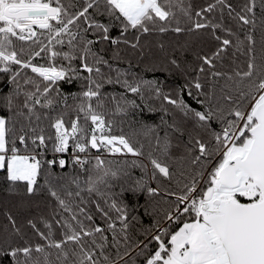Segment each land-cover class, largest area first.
<instances>
[{"label": "snow or ice", "instance_id": "6c2138e0", "mask_svg": "<svg viewBox=\"0 0 264 264\" xmlns=\"http://www.w3.org/2000/svg\"><path fill=\"white\" fill-rule=\"evenodd\" d=\"M0 74V264H264V0H0Z\"/></svg>", "mask_w": 264, "mask_h": 264}, {"label": "trees", "instance_id": "16d2710c", "mask_svg": "<svg viewBox=\"0 0 264 264\" xmlns=\"http://www.w3.org/2000/svg\"><path fill=\"white\" fill-rule=\"evenodd\" d=\"M240 2L243 3V0H240ZM256 11H257V13H259V7H257ZM113 34H115V32ZM174 36H175V34H171L170 36H165L164 39L167 41V40L173 38ZM186 38H187V34H184V35L181 36V40L186 39ZM191 58H192L191 55H189V59H191ZM240 59L242 60L243 58L241 57ZM121 66L122 67H126L127 65L124 64V65H121ZM135 70L136 71H140L139 68H137ZM2 75L3 74H0V76H2ZM155 75H160V74L156 73ZM145 76H146V78H152L153 73H146ZM65 88L67 90L68 86H65ZM7 90L8 89H7L6 83L3 82L2 80H0V92H7ZM72 90H75V89L73 88ZM186 99H187V97H186ZM69 102L71 103V101H69ZM193 106H195V105H193ZM61 155L63 156V158L68 159V156L66 154H61ZM51 157H52V153L48 152L46 158L50 159ZM55 171L59 172V171H61V169L58 166H56ZM63 171L68 172V171H71V169L66 167L65 169H63ZM2 175H3V173H2V171H0V176H2ZM133 175L134 176H139L140 173H139L138 170L134 169L133 170ZM2 188H3V185H2V183H0V210L3 209L4 203H5V197L7 195L5 192L2 191ZM141 203H143V197H141ZM11 206H12V203L9 202V207H11ZM140 214L143 215V210L142 209L140 210ZM144 222H145V224L148 222L147 217H144Z\"/></svg>", "mask_w": 264, "mask_h": 264}, {"label": "built area", "instance_id": "2783aa9c", "mask_svg": "<svg viewBox=\"0 0 264 264\" xmlns=\"http://www.w3.org/2000/svg\"><path fill=\"white\" fill-rule=\"evenodd\" d=\"M70 154H71V149L69 150V153H67L66 155L69 156ZM59 157H62V158H63V156H62L61 154H58V158H59ZM51 158H52V157H51ZM51 158H50V159H51Z\"/></svg>", "mask_w": 264, "mask_h": 264}]
</instances>
